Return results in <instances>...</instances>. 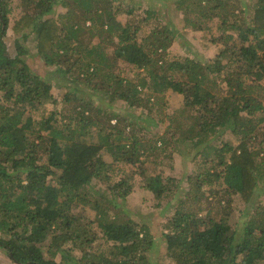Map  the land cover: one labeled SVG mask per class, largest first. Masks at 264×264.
Instances as JSON below:
<instances>
[{
  "label": "trees",
  "instance_id": "16d2710c",
  "mask_svg": "<svg viewBox=\"0 0 264 264\" xmlns=\"http://www.w3.org/2000/svg\"><path fill=\"white\" fill-rule=\"evenodd\" d=\"M19 1L10 22L9 3L0 0V247L9 258L152 263L150 228L127 218L117 201L132 186L110 181L122 164L134 168L156 206L172 207L161 235L171 262L264 264V0H251L246 15L239 0L176 2L192 17L189 27L216 47L207 59L172 52L176 31L160 28L153 11L134 2L62 0L65 12L52 15L56 0ZM8 29L27 31L32 51L53 73L36 74L17 39L10 57ZM118 60L142 71L122 76ZM57 83L65 91L54 96ZM101 91L108 104H92ZM168 92L182 102L171 114L164 113ZM115 100L124 107L111 105ZM46 104L65 107L33 118ZM184 144L196 166L185 188L147 168L157 154H184ZM99 184L105 189H95ZM223 196H238L252 210L240 230L229 223L233 208ZM99 239L106 251L89 252Z\"/></svg>",
  "mask_w": 264,
  "mask_h": 264
},
{
  "label": "rangeland",
  "instance_id": "374dc122",
  "mask_svg": "<svg viewBox=\"0 0 264 264\" xmlns=\"http://www.w3.org/2000/svg\"><path fill=\"white\" fill-rule=\"evenodd\" d=\"M9 3V7L11 8V13L9 14L10 22L13 20V18L19 16L20 14V8H19V0H6ZM180 0H123L124 5L128 3H132L135 6H139L142 9H148L153 11L154 16L156 18V22H158L160 25L159 27H167V29L175 30V36L173 39H176L171 45L170 49L172 52H175L177 54L183 55H190V56H197L199 59H207V58H214L216 55V47L207 42L204 41L200 37L201 32H195L189 27V23L186 21L187 19H192L190 15L183 14L181 11L176 10L177 3ZM240 4V10H243L244 15L248 13L249 6L251 4V0H239ZM57 4L54 6V12L52 15H59L61 13L65 12V8L62 6V0H56ZM177 2V3H176ZM189 4V3H188ZM232 6L237 5L236 0H232L231 2ZM126 8V7H123ZM125 10V9H123ZM238 11V8H236L235 12ZM140 11H136V14L134 17L139 18L140 17ZM121 18H124L121 16ZM133 18V17H131ZM243 18V15H242ZM246 19V18H245ZM148 25H143L142 30L145 34L148 33ZM154 24L151 23L150 27H152ZM86 26L90 25L89 22L85 23ZM141 38V37H139ZM18 40L19 45L22 47V49L25 50L24 56H22V59L28 64V66L38 75L41 77H45L48 73H53L54 67L47 66L42 58L36 52L32 51V47L30 46V41L28 37V32L24 31L21 34L15 35L12 33L10 29L7 30V34L4 37V42L7 47V53L10 57L15 56L16 53V47L14 45V41ZM116 71L122 76H127V72H132L135 75L140 74L142 71H137L134 67L130 65H125L122 63V60H118L116 62ZM116 73V74H117ZM65 85L64 83H57V85H54L53 90L51 91L54 96L58 93H64L65 91ZM63 95V94H62ZM61 95V96H62ZM60 96V97H61ZM79 98H84L85 95L80 93L77 94ZM167 104L164 113L171 114L175 112L176 110L180 109L182 106V102L176 94L168 92L166 95ZM108 96L105 94L104 91H101L99 94H96L93 99L91 100L92 104L94 105H101L104 103H107ZM111 105H119L120 107H124L123 104H120L117 102V100L111 102ZM65 105H57L54 106L53 104H46L44 107H42L40 110L33 112L32 116L35 119H40L39 117L42 115H48L51 111L54 109H62ZM133 111V109H128ZM140 111V110H138ZM136 111V112H138ZM155 116L157 117V114L155 112ZM65 121V120H63ZM61 122V121H60ZM115 121L112 120V123ZM168 124V122H167ZM150 132H157L156 128H153L150 130ZM189 145L184 144L181 145L180 148L183 149L184 154H176L168 152L167 156L165 158L162 157V155L157 154L156 158L146 163L147 168L155 172L157 170H163L165 175L173 176L177 179H179V182H181V185L185 188L186 186V177L193 171L196 170V166L193 164V162H190V156L191 152L187 151ZM104 160L106 162H110L111 158L108 154H104ZM156 160V161H155ZM110 181H114L115 183H121L124 182L127 185L132 186L131 187V193L122 201L117 200L121 205V210L124 211V213L127 214V218L134 220L137 223L145 224L150 228V232L153 235V237L156 239L155 241V250L152 251V254L150 257V264H174L171 262L167 257H165L164 252V246H163V238L162 233H166V225L168 220L172 216V207L170 205H165L161 203V205L156 206V200L152 197V195L143 188V183L140 178V176L135 172L134 168L119 164L117 167L113 168L110 172ZM262 184L261 186L264 187V182H259ZM105 189V186L102 184H99L98 186H95V189ZM227 199V202L230 204V207L233 208L231 210V214L229 217V223L233 226V228L240 230L241 226L239 223L242 220L247 219L251 214V209H246L244 206V203L241 201V199L238 196H231L230 199L223 196V201ZM261 202L264 205V195H261ZM210 200V199H209ZM175 201V200H174ZM67 247H71V244H67ZM89 252H104L106 251V245L103 242L102 239H99L95 241L91 248L88 249ZM73 257L79 258L80 253L79 250L74 249L72 251ZM57 261L60 257H56ZM0 264H16L14 263L8 256L7 251L0 247ZM71 264V263H68Z\"/></svg>",
  "mask_w": 264,
  "mask_h": 264
}]
</instances>
